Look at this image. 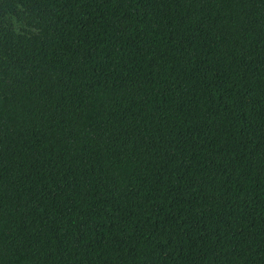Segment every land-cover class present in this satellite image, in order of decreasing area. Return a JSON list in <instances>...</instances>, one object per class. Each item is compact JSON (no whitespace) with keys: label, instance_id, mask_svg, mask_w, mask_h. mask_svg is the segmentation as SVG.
<instances>
[{"label":"trees","instance_id":"obj_1","mask_svg":"<svg viewBox=\"0 0 264 264\" xmlns=\"http://www.w3.org/2000/svg\"><path fill=\"white\" fill-rule=\"evenodd\" d=\"M0 264H264V0H0Z\"/></svg>","mask_w":264,"mask_h":264}]
</instances>
